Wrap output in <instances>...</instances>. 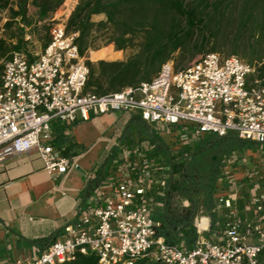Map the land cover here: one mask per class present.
I'll list each match as a JSON object with an SVG mask.
<instances>
[{"label":"built area","instance_id":"2783aa9c","mask_svg":"<svg viewBox=\"0 0 264 264\" xmlns=\"http://www.w3.org/2000/svg\"><path fill=\"white\" fill-rule=\"evenodd\" d=\"M52 22L50 42L34 60L15 53L4 64L0 163L35 151L50 175L65 176L73 167L72 159L54 147L52 124L69 126L111 112L136 114L158 132H175L178 149L206 136H235L264 147V75L256 76L255 68L239 57L207 53L178 71L168 62L150 82L105 96L84 94L89 69L74 44L76 35L66 34V21ZM130 167L119 169L111 197L93 191L61 239L37 257L11 264H67L77 255L90 254L95 264H135L146 257L158 264H258L264 248V194L250 205L259 215L257 223L241 218L227 194L218 195L217 206L229 211V220L215 239L207 240L200 236L201 221L195 220L198 239L186 250L157 236L160 224L146 197L154 173L171 171L170 165L164 168L143 160L136 177ZM163 177L157 183L159 195L167 189L168 177L165 173ZM163 206L158 201V209Z\"/></svg>","mask_w":264,"mask_h":264},{"label":"trees","instance_id":"16d2710c","mask_svg":"<svg viewBox=\"0 0 264 264\" xmlns=\"http://www.w3.org/2000/svg\"><path fill=\"white\" fill-rule=\"evenodd\" d=\"M64 2L0 0V25L8 15L2 29L13 30L7 37L0 36V76L15 53L24 54L29 61L35 59L28 50L32 38L42 42V51L48 46L52 19ZM65 29L67 35H76L74 44L81 57L110 45L116 52H133L125 61H86L89 76L84 94H115L150 82L168 62L178 71L198 63L207 53L237 56L255 68L256 76L264 75V0H78ZM246 144L257 146L231 137L213 140L206 136L179 148L175 155L169 153L171 171L164 195L158 194L153 180L146 194L164 204L154 219L160 224L157 236L169 245L191 250L198 239L193 220L200 210L211 220L210 233L224 228L230 213L217 212V196L230 193L234 185L225 186L227 176L222 173L220 154L231 145ZM137 168L131 165L132 177H136ZM163 175L158 173V182ZM252 192L251 187L241 191L234 204L241 218L239 212L250 202ZM186 201L188 207L183 206ZM95 263L90 254L77 255L67 264ZM135 264L158 263L146 257ZM258 264H264V248Z\"/></svg>","mask_w":264,"mask_h":264},{"label":"crops","instance_id":"0c3cea01","mask_svg":"<svg viewBox=\"0 0 264 264\" xmlns=\"http://www.w3.org/2000/svg\"><path fill=\"white\" fill-rule=\"evenodd\" d=\"M77 3L75 0L69 10L62 7L54 18L63 13L67 21ZM103 50L110 53L95 57L99 51L87 52L85 61L117 62L128 58L124 59L128 52H116L113 46ZM52 131L54 147L72 159L73 167L67 175H50L35 151L0 163V264L37 257L61 239L64 228L75 223L94 190L99 189L105 197L113 195L120 168L138 167L143 160L167 166L169 153L178 149L177 144L173 146L175 136L158 132L132 113L92 115L87 122L79 120L69 126L54 122ZM118 162H122L120 166ZM153 181L158 183V172ZM227 196L233 205L240 200L236 192ZM252 199L239 213L257 223L259 215L250 206ZM148 204L156 219L158 198L150 197ZM217 208L218 213L225 210ZM195 220L205 224L200 232L203 239H215L208 230L211 220L204 210L195 216L194 227Z\"/></svg>","mask_w":264,"mask_h":264},{"label":"rangeland","instance_id":"374dc122","mask_svg":"<svg viewBox=\"0 0 264 264\" xmlns=\"http://www.w3.org/2000/svg\"><path fill=\"white\" fill-rule=\"evenodd\" d=\"M74 2L75 0H65L64 5L62 6L64 7V11L69 10L70 7L74 4ZM8 17H9L8 15L2 17V22L0 25V36L7 37L10 34V32L13 33V30L4 32L2 29V25L6 22V21L4 22V19L7 20ZM58 19L59 20L64 19L63 13L59 14ZM99 20L100 18L94 19V21H99ZM30 42L31 43L29 45L28 50L33 55V57L36 58L42 51V46H41L42 42H40L36 38H32ZM107 47H103L97 50L99 52L96 54L95 57H106V54H109L110 52H107L103 49ZM91 51L92 50L88 52ZM132 54L133 52H128V54L124 57V59ZM219 55L221 57L225 56L223 54H219ZM0 65H3L2 62H0ZM182 69L184 68L181 67L179 70ZM172 135L175 136V132H173ZM208 137H210L213 140L216 139V136H208ZM230 137L236 138L235 136H230ZM175 144L176 143H173V146ZM177 152L178 150H175L171 154L175 155V153ZM220 155L222 159L221 160L222 173H224V175L227 176V180H226L227 183L225 184V186L227 187V185L230 186L231 184L234 185V190L230 191V193L235 194L236 192L240 195L241 191H246L247 188L249 189L251 187L254 191L252 192L253 193L252 195H254L252 198L264 194V147H260L258 145L257 146L250 145V144H246L241 147L231 145L227 148L222 149ZM121 163L122 162H118V164L116 165L120 166ZM163 167L165 168V165H163ZM162 173H165L167 176H170V171H163ZM174 179H176V177ZM153 218L155 219V217ZM157 218L158 217H156V219Z\"/></svg>","mask_w":264,"mask_h":264},{"label":"bare ground","instance_id":"6f19581e","mask_svg":"<svg viewBox=\"0 0 264 264\" xmlns=\"http://www.w3.org/2000/svg\"><path fill=\"white\" fill-rule=\"evenodd\" d=\"M204 225H205V224H204ZM204 225H203V226H204ZM203 226H202L201 228H205V227H203Z\"/></svg>","mask_w":264,"mask_h":264}]
</instances>
